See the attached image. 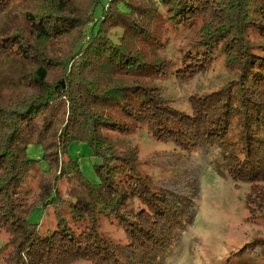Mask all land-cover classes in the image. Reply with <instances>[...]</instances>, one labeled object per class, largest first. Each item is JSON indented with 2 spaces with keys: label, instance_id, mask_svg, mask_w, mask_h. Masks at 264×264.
<instances>
[{
  "label": "trees",
  "instance_id": "trees-1",
  "mask_svg": "<svg viewBox=\"0 0 264 264\" xmlns=\"http://www.w3.org/2000/svg\"><path fill=\"white\" fill-rule=\"evenodd\" d=\"M9 1L0 0V9ZM43 1L40 10L23 12L35 43L27 46L16 33L0 37V48L23 52L36 89L32 96L0 105V229L13 236L0 242L1 253L11 243V255L2 253L0 260L160 264L187 210L140 169L134 145L119 147L109 134L144 125L181 150L213 145L227 175L248 184L247 199L254 195L264 182V0H85L84 11L88 7L94 18L89 24L90 18L82 19L86 14L75 13L74 0ZM205 11L213 12L217 23H205L178 62L166 64L141 50L161 48L166 28L193 24ZM247 28L259 36L253 44L249 37L244 42ZM71 33L77 38L70 54L49 65L38 44ZM220 55L237 77L210 95L196 96L190 107L166 103L149 82L164 75L182 79ZM51 65L61 72L51 73ZM73 141L85 143L99 159L92 165L97 182L85 178L69 155ZM28 144L39 145L38 158L27 155ZM39 161L44 168L38 191L19 207L27 172ZM46 207L52 209L53 224L41 233L37 222ZM103 224L115 228L117 236L103 231ZM239 250H256L263 258L264 240L245 242Z\"/></svg>",
  "mask_w": 264,
  "mask_h": 264
},
{
  "label": "rangeland",
  "instance_id": "rangeland-1",
  "mask_svg": "<svg viewBox=\"0 0 264 264\" xmlns=\"http://www.w3.org/2000/svg\"><path fill=\"white\" fill-rule=\"evenodd\" d=\"M84 1L74 0L73 4L76 14H86L82 17L83 21L90 18L89 24L94 18L89 17L88 7L84 11ZM43 2V0H10L0 9V37L3 34L16 33L14 37L28 42L27 46L35 43L33 30L29 29L30 25L25 20L23 12L38 11L44 6ZM97 12L98 7H95L94 17ZM205 23H217L213 12L205 11L193 24L184 27L181 25L175 27L174 24L173 27L166 28L163 31L161 48L141 50L147 57L156 60L158 58L166 64L178 62L185 52L187 43L199 37V32ZM246 37H249L248 44H253L259 39V36L249 28L243 32L244 42ZM76 38L77 36L71 33L60 39L41 42L38 46L48 55L49 63H47L56 65L70 54ZM22 54V51L13 47L0 48V105L13 104L19 101L21 96H32L36 92L29 74L30 64L26 62L27 59L22 58ZM223 58V55L218 56L204 69L182 79L164 75L161 79L149 80V82L155 84V91L166 103L190 107L196 96L210 95V92L237 77L236 68L233 65L227 67ZM52 67L51 73L61 72L60 69ZM141 81L148 84L145 80ZM109 137L122 148L134 145L140 161V169L149 174L150 180L159 189L180 198L187 210V218L178 231L170 252L163 257L160 264H264V256L262 258L255 253L256 250L261 251L259 247H256L255 252L239 250L245 242L264 240V182L257 185L255 194L249 195L247 199L248 184L235 182L227 175L222 165L220 150L213 145L200 146L193 152L181 150L172 143L152 136L144 125L127 134L113 132ZM26 152L29 157L38 158L41 150L37 144H28ZM68 153L77 161L85 178L91 182L98 181L99 177L92 165L100 161L91 155L85 143L71 142ZM43 168L42 161L29 168L25 184L20 189L23 199H19L21 202L19 207L24 208L38 191ZM60 186L62 191L63 182ZM134 202L132 198L128 200V203L134 204ZM50 208H44L38 219L37 228L41 233L53 224ZM38 214L39 211H35L33 216ZM3 229H0V242L8 238L11 241L13 236L9 237ZM103 231L113 236H117L118 233L115 228L107 224H103ZM10 250L11 243L7 242L5 252L2 253L11 255ZM2 253L0 252V255ZM0 264H4L3 259L0 260ZM68 264H91V262L87 258H78L69 261Z\"/></svg>",
  "mask_w": 264,
  "mask_h": 264
}]
</instances>
